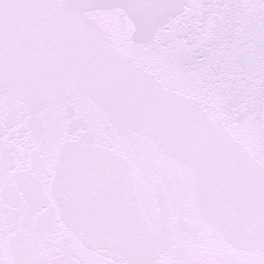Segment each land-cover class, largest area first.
<instances>
[{
	"label": "snow or ice",
	"instance_id": "6c2138e0",
	"mask_svg": "<svg viewBox=\"0 0 264 264\" xmlns=\"http://www.w3.org/2000/svg\"><path fill=\"white\" fill-rule=\"evenodd\" d=\"M0 264H264V0H0Z\"/></svg>",
	"mask_w": 264,
	"mask_h": 264
}]
</instances>
